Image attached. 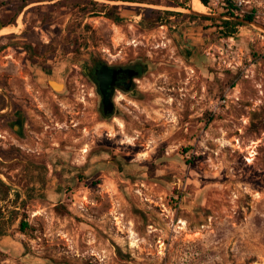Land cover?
<instances>
[{
  "label": "rangeland",
  "instance_id": "obj_1",
  "mask_svg": "<svg viewBox=\"0 0 264 264\" xmlns=\"http://www.w3.org/2000/svg\"><path fill=\"white\" fill-rule=\"evenodd\" d=\"M151 1L117 3L116 22L92 0H64L0 30L24 24L0 43L6 94L9 85L18 96L37 89L39 59L92 52L148 68L120 114L103 120L93 110L87 130L59 127L39 145L57 142L70 159L61 185L33 152L29 176L11 177L0 162V264H264V0L249 21L213 6L203 11L213 16L191 14L197 0L185 10L175 5L188 0ZM134 6L173 13L143 21ZM143 7L134 10L142 17ZM221 14L241 23L230 35ZM46 96L34 103L47 108ZM59 99L64 112L71 101Z\"/></svg>",
  "mask_w": 264,
  "mask_h": 264
},
{
  "label": "flooded vegetation",
  "instance_id": "obj_2",
  "mask_svg": "<svg viewBox=\"0 0 264 264\" xmlns=\"http://www.w3.org/2000/svg\"><path fill=\"white\" fill-rule=\"evenodd\" d=\"M58 64L65 69L62 71ZM34 66L36 68L32 71L35 74L37 89L26 88L25 92L18 96L13 86L8 87L5 101L8 139L5 144L6 159H2V162L6 164L11 177L29 176L27 167H30L29 157L33 152L35 154L31 156L43 158L47 166L51 164L50 171L45 175L59 186L61 179L66 176L70 159L61 156L60 144L57 142L48 141L51 146L44 149L39 145L43 146L45 138L53 140L59 127L75 133L87 130L86 125L82 126L86 122L83 119L93 110L103 120L120 114L122 108H126V104L130 102V98L139 97L141 80L148 68L139 58H108L92 52L85 59L71 62L39 59L34 61ZM42 95H47L49 99L47 108L34 103L38 96ZM50 95L55 98L52 99ZM64 95L71 103L70 107L66 106L68 109L62 112L58 106L61 103L59 98ZM52 145L58 147L57 151Z\"/></svg>",
  "mask_w": 264,
  "mask_h": 264
},
{
  "label": "crops",
  "instance_id": "obj_3",
  "mask_svg": "<svg viewBox=\"0 0 264 264\" xmlns=\"http://www.w3.org/2000/svg\"><path fill=\"white\" fill-rule=\"evenodd\" d=\"M59 1H64V0H0V30L3 28V29H7V28H11V27H15L16 26L18 27L19 23V19L22 17L25 18L26 16V13L28 11H30L33 7H42L43 9L48 6V5H52V4H55V3H58ZM65 1H72V0H65ZM73 1H76V0H73ZM83 1H91V0H83ZM94 2L97 3V5H100V11L101 13L104 14V9L103 7L107 8V7H110V6H117V11L120 9V11H118V16L121 17L123 19V15H124V9L122 8L123 6H120L119 4L117 3H130V4H134V5H152V1H148V0H101V1H98V0H92ZM111 3H114V4H111ZM190 3V0H188L187 2L184 3V6L182 5H177L178 9H182L185 10V6H187V4ZM155 5H158L155 3ZM140 7H143V6H134L133 8V12H134V16L135 17H138V18H143L142 17V13L141 11L139 12H135L134 10H137V9H141ZM144 9L145 8H149V7H143ZM154 9H160V8H154ZM161 10V9H160ZM163 12L166 11V10H162ZM175 13H178V12H175ZM11 17H14V21L11 22V23H8V19L11 18ZM171 17V16H169ZM7 20V21H6ZM16 25V26H15ZM24 27V24H23V21L21 22V26L18 30H15V31H9V32H6V33H1L0 32V43L2 41L3 38H7L9 36H15L16 33H18V35L20 33L23 32V29ZM17 38V37H16ZM0 90H2V86L0 85ZM6 94V93H5ZM2 95L4 98H5V101H6V98H7V95H3V94H0ZM7 112V108L5 107V104L4 105H0V135L2 131H4V133H6V127H5V113ZM2 123H4V125L2 126ZM1 147V146H0ZM6 149H5V146L4 148L1 147L0 148V162H2V159H6ZM2 153H5V155H3ZM3 163V162H2Z\"/></svg>",
  "mask_w": 264,
  "mask_h": 264
},
{
  "label": "trees",
  "instance_id": "obj_4",
  "mask_svg": "<svg viewBox=\"0 0 264 264\" xmlns=\"http://www.w3.org/2000/svg\"><path fill=\"white\" fill-rule=\"evenodd\" d=\"M77 1H79V0H77ZM80 1H83V0H80ZM200 1L204 5H207V0H200ZM88 2L93 3L91 1H88ZM95 4L97 5V3H95ZM177 5H182V4H176L175 6H177ZM115 9L117 10V6H110L111 12H107V11L105 12L104 11V15H106L108 18L112 19L113 21L120 22V21H122V18L118 16V14H117L118 11L114 12ZM145 10H147L148 13L143 14V21H152L151 19H149L150 16H151V18L155 17V19L158 20L160 18V14H162V13L166 14V16H169L170 14L173 13L172 11H169V10H166L163 12L160 9H154V8H145ZM225 13H227L229 15H234V13L232 11H226ZM147 14H149V15H147ZM190 16H193V15H190ZM204 18H206V17H204ZM244 18L248 19V20H252L253 16L252 15H245ZM206 19H209V18H206ZM13 21H14V17H11L8 19V23H11ZM238 24H241V23L238 21H233V20H229V19L228 20H220L219 27L222 28V31L225 32L226 35H230L232 33V28ZM71 32H72V30L69 29L68 34L70 35ZM4 104H5V98L2 95H0V105H4ZM2 154L5 155V153H2ZM26 226H27L26 222H23V221L20 222V230L23 231Z\"/></svg>",
  "mask_w": 264,
  "mask_h": 264
},
{
  "label": "built area",
  "instance_id": "obj_5",
  "mask_svg": "<svg viewBox=\"0 0 264 264\" xmlns=\"http://www.w3.org/2000/svg\"><path fill=\"white\" fill-rule=\"evenodd\" d=\"M221 7L225 10H239L242 13H248L252 15L256 4L254 0H207V8L209 7ZM232 38V37H229Z\"/></svg>",
  "mask_w": 264,
  "mask_h": 264
},
{
  "label": "water",
  "instance_id": "obj_6",
  "mask_svg": "<svg viewBox=\"0 0 264 264\" xmlns=\"http://www.w3.org/2000/svg\"><path fill=\"white\" fill-rule=\"evenodd\" d=\"M190 13L194 14V15H199V16H213V15L205 13V12L194 11V10H191V9H190ZM223 16L224 15L221 14L220 18H227V19L233 18V17H223ZM237 20H239V19L237 18ZM240 21H246V20L240 19ZM247 21H249V20H247ZM0 94H3V95L6 96V94L2 90H0ZM0 179H1V176H0ZM3 183H5V182H3Z\"/></svg>",
  "mask_w": 264,
  "mask_h": 264
},
{
  "label": "bare ground",
  "instance_id": "obj_7",
  "mask_svg": "<svg viewBox=\"0 0 264 264\" xmlns=\"http://www.w3.org/2000/svg\"><path fill=\"white\" fill-rule=\"evenodd\" d=\"M191 1V0H190ZM197 8L199 11L203 12V11H206L207 10V7L200 1V0H197ZM56 86V85H54Z\"/></svg>",
  "mask_w": 264,
  "mask_h": 264
}]
</instances>
